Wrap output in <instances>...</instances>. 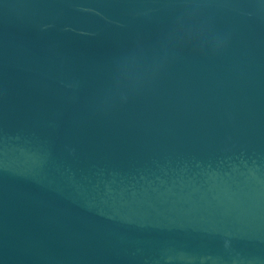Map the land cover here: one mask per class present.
Masks as SVG:
<instances>
[{"label": "water", "instance_id": "obj_1", "mask_svg": "<svg viewBox=\"0 0 264 264\" xmlns=\"http://www.w3.org/2000/svg\"><path fill=\"white\" fill-rule=\"evenodd\" d=\"M0 264H264V0H0Z\"/></svg>", "mask_w": 264, "mask_h": 264}]
</instances>
